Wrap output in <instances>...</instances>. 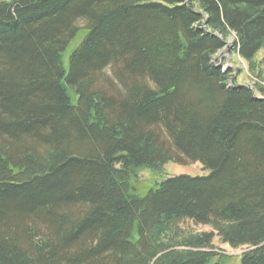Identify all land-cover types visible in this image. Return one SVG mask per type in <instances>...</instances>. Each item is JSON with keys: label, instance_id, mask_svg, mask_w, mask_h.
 <instances>
[{"label": "trees", "instance_id": "16d2710c", "mask_svg": "<svg viewBox=\"0 0 264 264\" xmlns=\"http://www.w3.org/2000/svg\"><path fill=\"white\" fill-rule=\"evenodd\" d=\"M226 31L251 61L264 0H0V264H224L214 236L264 264V96ZM169 161L208 174L137 196Z\"/></svg>", "mask_w": 264, "mask_h": 264}, {"label": "rangeland", "instance_id": "374dc122", "mask_svg": "<svg viewBox=\"0 0 264 264\" xmlns=\"http://www.w3.org/2000/svg\"><path fill=\"white\" fill-rule=\"evenodd\" d=\"M81 29L77 39L71 43L66 54L65 63L72 47H74L80 37L82 38L86 31L83 25H79ZM225 46L214 56V62L218 67H222L224 70H230L231 78H233L236 84L245 86L253 91L256 97L261 98L264 96V43L262 48L257 52L256 56L251 60H245L238 56L234 51V42H236L235 35L226 31ZM106 77L110 80L109 72H106ZM232 79V80H233ZM112 81V79H111ZM232 84L230 83L229 86ZM260 90V91H259ZM176 163L169 161L159 171L154 170H142L138 174V178L132 183L134 186V193L139 197H144L150 190L156 187V184L166 180L167 178L174 176H206L207 170H204L199 163ZM180 232V237H186L188 235H195L201 233L211 232L208 226L193 225L192 223H183L179 226L177 233ZM164 236H160L162 240ZM213 250L222 257L224 264H239V257L246 247L231 248L228 245L221 244L220 239L214 236L212 239Z\"/></svg>", "mask_w": 264, "mask_h": 264}]
</instances>
